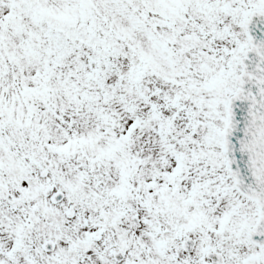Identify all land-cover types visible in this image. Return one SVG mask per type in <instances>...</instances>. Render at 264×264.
Wrapping results in <instances>:
<instances>
[{"label":"snow or ice","instance_id":"obj_1","mask_svg":"<svg viewBox=\"0 0 264 264\" xmlns=\"http://www.w3.org/2000/svg\"><path fill=\"white\" fill-rule=\"evenodd\" d=\"M0 264H264V0H0Z\"/></svg>","mask_w":264,"mask_h":264}]
</instances>
